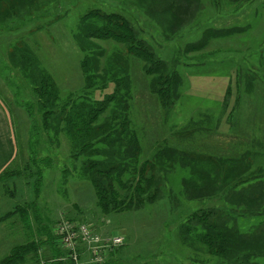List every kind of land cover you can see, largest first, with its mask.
<instances>
[{"label": "rangeland", "instance_id": "rangeland-1", "mask_svg": "<svg viewBox=\"0 0 264 264\" xmlns=\"http://www.w3.org/2000/svg\"><path fill=\"white\" fill-rule=\"evenodd\" d=\"M165 1L169 0L16 1L23 4L16 21L0 29V110L4 109L15 138L10 145L5 133L0 153L16 152L13 165L0 174V261L14 248L33 241L46 242L51 234L59 242L58 225L62 220H73L103 238L124 237L123 246L115 253L117 264L219 263L217 259L209 262L210 257L198 252L197 244L188 246L181 241V224L200 203L185 201L180 192L185 185L200 188L203 183L194 175L207 172L212 169L211 163L222 160L216 158H224L226 165L237 162L236 171L244 174L245 181L251 180V171L264 170L261 156L254 159L253 150L233 141L235 138L230 143L228 135L222 136L226 119L222 100L229 83L232 89L239 81L250 88L254 67L264 62L259 59L264 58V0L240 6L230 5L228 0H177L176 5ZM39 6L43 13L48 12L45 19H41ZM91 12L114 15L117 23L124 19L168 69H175L180 82L170 107L162 108L153 93L154 77L145 72V64L124 44L83 38L82 20ZM228 26L246 30L239 36H214L199 50L187 49L205 29ZM94 68L96 76L91 77ZM42 75L52 80L61 103L79 93L87 95L88 107L102 97L113 98L101 114L98 127L111 131L124 123L122 130L134 140L137 155L128 172L145 161L160 160L156 167L162 183L154 202L147 201L136 209L128 203L124 211L113 214L100 211L96 189L85 173L88 156L75 154L80 144L77 147L71 141L66 122L58 123L59 116L43 121L44 111H38L34 89ZM231 96L234 105L235 87ZM62 111L54 114L63 115ZM232 114L235 119L241 118L243 126L234 127V134L243 136L245 122L253 124V113L236 110ZM105 151L96 161L119 167V173L127 172L121 169L125 152L119 146ZM170 151L178 155L177 159L163 161L157 155ZM180 155L191 158L184 167ZM197 156L202 157V163ZM116 190L123 195L121 187ZM172 193L179 199L176 203L172 202ZM248 226L244 225L245 230ZM17 264L36 262L28 255Z\"/></svg>", "mask_w": 264, "mask_h": 264}, {"label": "trees", "instance_id": "trees-1", "mask_svg": "<svg viewBox=\"0 0 264 264\" xmlns=\"http://www.w3.org/2000/svg\"><path fill=\"white\" fill-rule=\"evenodd\" d=\"M16 1L0 0V6H4V13L0 14V29H6L9 24L16 21L19 14L17 11H19L18 9L22 10L23 6L21 2L17 4ZM176 1L169 0L165 2L167 5H176ZM228 1L230 5L240 6L250 3L252 0ZM41 7L39 6L38 9ZM39 11L42 12V9ZM174 12L176 11L174 10ZM47 15L48 12L45 11L41 15V19H45ZM116 18L114 15H99V13L91 12L89 18L82 20L83 38L87 40L92 38L113 40L124 44L130 54L142 60L145 64V72L154 77L153 93L159 97L162 108L170 107L173 103L174 90L180 82L175 69H168L167 64L157 58L138 39L128 22L120 19L117 23L114 21ZM245 30V27H221L220 29L209 27L200 33L202 36L196 43L187 45V49L189 51L199 50L206 46L208 39L215 38L214 36L221 35V38H223L225 34L233 36L239 34V31L243 33ZM96 72L97 69L94 68L91 71V77L96 76ZM36 84L34 92L37 95L38 111H44L43 121L47 122L49 118L54 121L59 116L58 123L66 122L69 126L68 134L71 141L75 142L77 147L80 144V148L75 154L81 156V152H83L88 156L85 173L91 177L98 197V207L103 214L124 211L132 203L131 207L135 206L133 208L136 209L138 205L147 201L152 203L160 196L162 182L157 174L158 168L156 167L157 163L161 164L160 160L153 158L151 161H145L140 167H134L128 172L129 164L136 160L137 155L133 148L134 140H130L125 135V131L122 130L124 123L111 131L107 128L99 129L98 127L101 114L107 105L112 102L113 98L111 96L102 97V100L94 101L89 107L85 105L88 104L87 95L81 96V93L68 96L65 102L61 103L58 102V92L54 89L51 79L42 75L37 78ZM98 88L95 87L94 89L97 90ZM55 111H58V113L60 111L64 112V116L55 115ZM57 129L54 131L56 132ZM87 129L92 131L88 130L89 132H87ZM92 142H94V146ZM117 146L122 152H125V155L121 157L123 160L121 169L122 171L127 169V172L119 173L116 170L119 167H109L103 161H96V158L100 154H104L109 147ZM129 149L133 150L129 152ZM129 154L131 157L128 156ZM157 155L163 158V161H169L175 157L177 159L178 157L175 152L171 151L162 154L157 153ZM188 158H190L188 155H180L181 167L185 166ZM201 158L197 156L196 159L202 163ZM183 159L186 162H183ZM216 159L222 160L211 163L212 169L207 172L194 175V178L196 176L203 183L200 188L185 185L180 192L185 201H198L200 207L197 211L185 216L178 235L185 245L197 244L198 252L208 255L210 257L209 262L212 260L211 262L214 263L217 259L219 263L215 262L216 264H264V221L253 225L248 233H240L238 228L240 219L251 217H262L264 219V176L259 175L261 169L256 173L251 171L253 174H251V180L246 179L245 181L244 174L242 175L236 171L237 162L226 165L224 158ZM203 163L210 166L209 161ZM135 164L137 165V163ZM37 185H39L38 181H36ZM120 187L123 195L116 190ZM176 197L177 195L174 193L171 194L172 202L176 203V200H179ZM72 222L75 221L71 220ZM56 238L51 234L46 242L33 241L30 244L18 246L12 250L9 256L1 260L0 264H17L28 255L33 256L36 264H40L41 260L46 264H76L69 258L68 252L61 247ZM48 243L51 246L50 248H47ZM117 250L109 253L107 261L102 264H117L114 260ZM78 255L79 264H94L89 263L88 259L86 260L88 254L82 244L78 248Z\"/></svg>", "mask_w": 264, "mask_h": 264}, {"label": "crops", "instance_id": "crops-1", "mask_svg": "<svg viewBox=\"0 0 264 264\" xmlns=\"http://www.w3.org/2000/svg\"><path fill=\"white\" fill-rule=\"evenodd\" d=\"M230 27H238V26H228L227 28ZM241 34L242 33L239 31V34H237V36ZM259 59L260 61H264V58L262 57H260ZM261 63L264 64V62ZM263 64L254 67V73L252 75L253 81L251 86L252 90L251 87L248 89L245 88V85L240 81L238 82V87L233 85L235 87V96L237 98V102L235 103L234 101L235 104L233 103L234 105H231L230 96L233 95L234 87L232 89V85L231 83H229L226 94H224L222 100V110L226 112L225 113L226 119L224 123L225 126L223 127L222 136L226 137L228 135L229 142L231 139L235 138L233 139V141L236 142L238 141V143H243L245 148H247L248 150H253L254 159H256V155L262 157L263 146H264V65ZM236 110L239 112L244 111V112L253 113V124H251V122L249 124L248 121L245 122L244 128L247 130L244 131L243 136L242 134H238V136L234 134V127L236 128L243 127L241 125V118L235 119L233 114L231 115V112H234ZM4 112H5L4 109L0 110V144H4L5 138L3 135L5 133H8L7 141L8 144L12 145L15 142V138H13L12 132L10 131L11 128L7 124L8 120ZM232 118L234 119L231 120ZM248 127L250 128L249 131H248ZM225 141L226 140L223 139L222 142L225 144ZM230 143H232V141ZM228 152L230 153L229 149ZM261 157H259L260 158L259 161H261V159H264V157L263 158ZM15 159H16V152L14 150H11L9 153L7 152L6 154L0 153V174H2L7 169H9L10 166L13 165ZM259 171L261 172L259 175L264 176V170L261 169ZM263 221L264 219L262 217H251L247 219H240L238 222L239 232L248 233L250 232V229L253 225H256L257 223L259 222L261 223ZM245 224H249L248 229L246 230L244 227Z\"/></svg>", "mask_w": 264, "mask_h": 264}, {"label": "built area", "instance_id": "built-area-1", "mask_svg": "<svg viewBox=\"0 0 264 264\" xmlns=\"http://www.w3.org/2000/svg\"><path fill=\"white\" fill-rule=\"evenodd\" d=\"M56 234L59 244L76 264H79L78 248L81 244L86 248L89 263L102 264L109 253L117 250L124 243L122 236L112 235L103 238L86 224H75L64 220L58 225ZM40 264L46 263L40 262Z\"/></svg>", "mask_w": 264, "mask_h": 264}]
</instances>
